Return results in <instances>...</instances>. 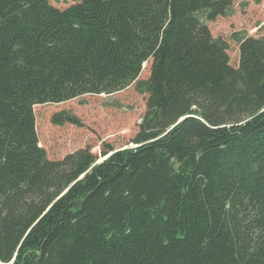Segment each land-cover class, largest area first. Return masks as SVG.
I'll use <instances>...</instances> for the list:
<instances>
[{"label":"trees","instance_id":"obj_1","mask_svg":"<svg viewBox=\"0 0 264 264\" xmlns=\"http://www.w3.org/2000/svg\"><path fill=\"white\" fill-rule=\"evenodd\" d=\"M233 4L0 0V264H264V35L235 66L203 21ZM150 57L132 146L48 156L35 104Z\"/></svg>","mask_w":264,"mask_h":264},{"label":"rangeland","instance_id":"obj_2","mask_svg":"<svg viewBox=\"0 0 264 264\" xmlns=\"http://www.w3.org/2000/svg\"><path fill=\"white\" fill-rule=\"evenodd\" d=\"M65 7L75 0H50ZM226 15L214 19L203 17L212 35L227 42L230 63L237 66L240 38L264 35V0H233ZM153 58L142 63L136 79L112 92H86L61 101H48L34 105L39 141L50 158H61L66 153L89 146L99 155L104 143L115 148L133 145L138 124L147 109L148 92L141 89L140 81L151 75ZM61 113L62 115H58ZM74 117L76 122L68 120Z\"/></svg>","mask_w":264,"mask_h":264},{"label":"water","instance_id":"obj_3","mask_svg":"<svg viewBox=\"0 0 264 264\" xmlns=\"http://www.w3.org/2000/svg\"><path fill=\"white\" fill-rule=\"evenodd\" d=\"M109 154H110V153H109ZM106 156H108V155H106ZM106 156H105V157H106Z\"/></svg>","mask_w":264,"mask_h":264}]
</instances>
